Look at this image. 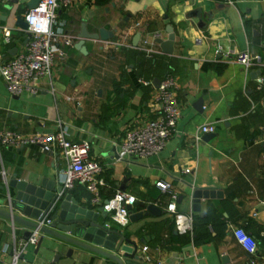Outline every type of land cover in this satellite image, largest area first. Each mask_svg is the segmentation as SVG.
Masks as SVG:
<instances>
[{
    "label": "crops",
    "instance_id": "0c3cea01",
    "mask_svg": "<svg viewBox=\"0 0 264 264\" xmlns=\"http://www.w3.org/2000/svg\"><path fill=\"white\" fill-rule=\"evenodd\" d=\"M26 1L0 3V63L28 40V30L14 22L16 13L28 9ZM196 7L212 11L210 17L203 16L202 27L196 17L188 16ZM168 23L174 32L171 53L163 52L152 36L157 30L160 38H167ZM83 24L88 32L103 27L113 34L105 40L85 38L83 53L74 46ZM4 26L10 28L8 42L2 37ZM54 29L73 35L74 40L70 45L55 42L63 53L55 54L50 75L35 80L36 92L11 94L0 72V128L46 133L62 122L66 136L87 138L90 156L104 165L97 204L121 188L135 195L130 214L145 211L149 203L160 208L159 213L129 214L124 226L111 224L140 251L144 244L149 247L150 263L129 258L127 264H264V83L258 88L256 80L257 75L264 76V0H73L58 8ZM137 32L140 36L133 45ZM144 38L155 41L154 62L140 53ZM217 44L257 53L262 65L246 70L224 60L215 52ZM166 72L176 76L181 103L176 132L158 153L118 158L117 142L124 129L156 114L157 79ZM204 124L213 125L214 131H201ZM65 166L59 150L43 151L35 144L0 146V201L5 180L12 175L34 183L43 177L60 183ZM157 179L172 182L175 209L192 216L191 230L174 228L173 213L166 208L169 195L155 186ZM197 186L215 188L221 196L194 198ZM66 192L91 203L82 184ZM208 207L223 223H207L213 238L194 243L193 227L203 224ZM108 221L107 215L104 223ZM234 226H242L257 239L255 253L249 254L236 240ZM22 232V226L14 229L0 216V261H9L13 249H21ZM55 241L43 235L39 247L26 245L15 264H105L91 251ZM52 243L61 252L55 263Z\"/></svg>",
    "mask_w": 264,
    "mask_h": 264
},
{
    "label": "built area",
    "instance_id": "2783aa9c",
    "mask_svg": "<svg viewBox=\"0 0 264 264\" xmlns=\"http://www.w3.org/2000/svg\"><path fill=\"white\" fill-rule=\"evenodd\" d=\"M12 0H0V3H9ZM73 0H39L37 5L28 8L23 16L28 24L27 30L30 33L27 42L14 55L0 63L1 76L11 94H19L23 90L37 91L35 80L39 77L48 76L52 72L55 54L63 53L62 49L55 47L57 40L65 45L72 44L74 36L69 33L59 32L54 29L57 21V12L60 7H67ZM139 22L136 21L135 25ZM153 37L160 36L159 31H154ZM2 37L8 42L10 40V28H2ZM155 41L144 38L140 51L147 57H152L158 50L154 47ZM215 52L224 60H232L244 66L246 70L259 68L262 60L259 54L247 50L238 51L224 48L217 44ZM257 87L261 88L264 83V76L257 75ZM141 81L145 84L151 80ZM154 100L157 105V112L154 116L143 122L127 126L118 140V158L138 159L161 151L174 132L177 130V123L181 113V103L177 96L176 76L172 72H166L156 87ZM201 131L213 132L214 126L204 124L200 126ZM24 144H35L43 151L59 150L63 155L66 166L63 171V178L60 181L62 191L72 189L76 183L82 184L91 194V203L100 202V188L104 185L102 172L104 165L90 156L91 144L87 138L72 140L66 136L62 122L58 123L56 130L46 133L34 132L23 134L15 129L0 128V146L12 145L22 146ZM184 171H189L185 168ZM156 187L169 195L166 208L173 213L174 228L179 232H186L192 229L193 218L190 214L176 211L175 203L177 192L172 182L166 179L154 181ZM135 201V195L125 189L116 188L104 204L108 212L109 221L105 222L107 227L112 223L124 226L129 219L128 205ZM50 218H42L39 226L48 225ZM40 231L35 228L27 239L19 242L20 250L13 249L11 259L7 262L0 261V264H15L22 249L28 244H35L38 241ZM233 234L236 240L249 253L257 250V239L245 230L242 226H234ZM148 245L141 247L142 259L146 263L152 260L148 253ZM253 262V260H251Z\"/></svg>",
    "mask_w": 264,
    "mask_h": 264
},
{
    "label": "water",
    "instance_id": "95a60500",
    "mask_svg": "<svg viewBox=\"0 0 264 264\" xmlns=\"http://www.w3.org/2000/svg\"><path fill=\"white\" fill-rule=\"evenodd\" d=\"M39 0H27L25 7L32 8ZM8 8H11L8 6ZM212 11L202 12L200 7H196L189 11L188 16L197 18V25L204 26L203 16H211ZM15 25L21 29L27 30L28 24L21 12L15 15ZM168 33L167 38H156L161 49L165 53H171L173 50L174 32L172 25H166ZM28 32V36H29ZM112 31L106 28H99L97 32H88L85 25H82L79 33V39L74 44L80 51L86 53L84 46L85 38H100L105 40L112 36ZM139 32L132 39L133 45L137 44ZM160 79H157V85ZM116 151V150H115ZM116 156L118 154L116 152ZM6 192L3 199L0 201L3 206H0V216L8 219L14 229L17 226L23 227L22 238L27 239L31 231L38 228L41 235L52 237L55 242L71 244L76 248L87 250L95 253L105 260V264H127L130 263L129 258L136 260L142 259V252L137 248L135 242L127 238L121 230L107 227L104 219L108 215L104 204L108 202V198L104 199L101 204L94 206L90 203L83 202L72 195L71 192L62 191V186L57 183L55 178L43 177L38 183L12 175L6 179L4 183ZM192 196L197 197H213L221 196V192L212 187L197 186L192 191ZM131 206L128 205L129 211ZM159 213L160 208L149 203L145 211H139L133 215H141L143 213ZM102 220H99V216ZM50 218L48 225L39 226V221L42 218ZM176 232V231H175ZM42 236L38 238L37 248L39 247ZM51 248L55 250L52 263H55L61 256L57 244ZM73 247L67 251L70 255ZM176 255V252H174Z\"/></svg>",
    "mask_w": 264,
    "mask_h": 264
},
{
    "label": "trees",
    "instance_id": "16d2710c",
    "mask_svg": "<svg viewBox=\"0 0 264 264\" xmlns=\"http://www.w3.org/2000/svg\"><path fill=\"white\" fill-rule=\"evenodd\" d=\"M102 1H106V0H102ZM140 53H142L144 55V53L142 51H140ZM152 58H153V56L147 57V59L150 62H152V61L154 62V60ZM195 219L197 220L198 217H195ZM217 221H218V223H217ZM202 223L203 224L200 227H198V226L193 227V241H194V243H201L203 241L210 240L213 238L211 231H210V228L208 226H206L207 223H211L213 226H215L216 224H222L223 222L219 220L218 215L215 212L214 208L208 207V214L204 219H202Z\"/></svg>",
    "mask_w": 264,
    "mask_h": 264
}]
</instances>
